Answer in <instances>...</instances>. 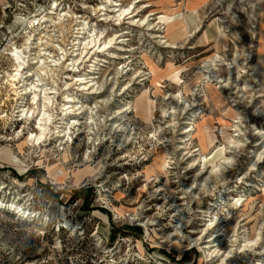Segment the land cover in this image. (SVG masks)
Segmentation results:
<instances>
[{
	"label": "rangeland",
	"instance_id": "1",
	"mask_svg": "<svg viewBox=\"0 0 264 264\" xmlns=\"http://www.w3.org/2000/svg\"><path fill=\"white\" fill-rule=\"evenodd\" d=\"M103 1L0 0V264H264V0H111L97 12ZM115 2L138 6L134 25ZM44 14H60L63 32L49 18L25 48L20 19ZM79 21L114 40L69 76ZM14 47L23 75L39 50L60 60L44 81L59 90L58 123L41 144L29 141L39 111L25 118L8 83ZM95 62L104 85L88 95L71 77ZM68 93L93 113L67 142L56 126Z\"/></svg>",
	"mask_w": 264,
	"mask_h": 264
},
{
	"label": "bare ground",
	"instance_id": "2",
	"mask_svg": "<svg viewBox=\"0 0 264 264\" xmlns=\"http://www.w3.org/2000/svg\"><path fill=\"white\" fill-rule=\"evenodd\" d=\"M111 2H112L111 0H104L99 5V7H97L95 10L97 12H100L102 10H106V7H108L107 3L110 4ZM116 2L113 5H110V7L111 6H115V7L119 6L120 7L119 9H117V11L121 12V13L119 14V17L116 20H119V18H122V17L124 20L127 18V19L131 20L132 21L131 24L134 25V20L137 19L136 17L139 14L138 12H141V11L137 10L138 6H135L133 8V10H130L131 9L130 7H124L122 4H118ZM136 12H137V14H136ZM60 16L61 15L59 14L58 17H55V18L52 17L51 18V17H48V14H46V15L44 14V16L42 18H37V17L26 18L25 17L22 20L20 19V21H22V24L29 23V25L31 26V30H30L29 34L26 35L27 36V38H26L27 42L25 43V48L28 47L27 43L30 41V39H32V37L36 36V34H35L36 29L38 27L42 26L45 22H47V20L49 18H50V22H52L53 25L59 31L63 32L62 30L65 28V25H64V22L61 21ZM66 17L68 18V20L69 19L73 20L72 14H68L66 12V13H64L63 19H65ZM141 20L142 19H138L137 24ZM147 24H150V23H147ZM76 26H77V32L76 33L78 34V36H76V38L73 40L74 42H73L72 46H73V48L75 46L78 47L77 50H80L79 51L80 54H76V57L78 55H80V57H77V58L73 57L71 59L72 60L71 63L67 66V75H69V76H70V72L72 70H74L76 63L81 61L80 60L81 56L86 53V55L84 56V57H86L91 52L93 53V50H94L93 48H95V47H97V49L93 54H94V56H96V60L102 61V62L105 61V60H103V58H98V56H100L99 53H101L102 51L108 52L107 48L110 47L109 45L114 40V38H109V40H107V41L103 40V42H100L102 39L99 40L100 38L98 37V35L94 31H93L94 33H90L91 31L87 30L86 24L83 21H79V23L76 24ZM43 32L44 31H41L39 34H42ZM72 32H74L73 29H72ZM85 34H89V36L85 37ZM106 36L107 35H105L103 37V39L106 38ZM119 37H121V35ZM38 40L41 41L42 37L39 36ZM83 44H84V46L82 47ZM25 48H23V49H25ZM60 49H63V48L60 47ZM30 51H32V50H30ZM24 53H26V52L19 47H14L13 49H11L10 53H7V55H9V58H11V60L14 61V66H15V69H14L15 72L9 74L8 83L12 87V89H14V92L17 95L16 98L18 97L17 98L18 100L19 99L22 100L21 105L18 107L19 108L22 107V109L19 110V112H21L25 118L28 117V115H30L31 113H34V112L36 113L37 111H39L40 117L37 121L39 131H37L36 133L31 132L29 141L32 145H34V143L41 144V141H43L44 139H47V137L51 134V127L50 126L53 123H58V121H56L54 119V113H53V111H54V109H53L54 99L53 98L56 96L57 91H59V90H57V88L54 87L53 85L51 87H48L47 84L44 83V81L48 77H49L48 80L50 78H53L52 75L55 71L54 67L56 68L57 66H59L58 63L60 60L56 59L55 56H54V59L52 58V60H49L50 56L46 55L45 53L42 54L41 51L39 50L38 52H36V53H38V55H36V53H35V57H33V62L31 63V65H29L27 72H26V75H23V73H24L23 71L25 69L23 67L25 64H27L26 63L27 59H25ZM32 54H34V52ZM68 60L69 59H66V61H68ZM83 61H84V59L81 61V63ZM210 61H212V59ZM41 62H42V64H40ZM52 62H54V64H52ZM35 65H37V67ZM70 66L72 67V69H68ZM97 66H98V63L95 62L93 64V66L91 67L92 69L89 71V73L86 75L84 74L85 76L78 75V76H72L71 77V79L74 78L76 82H79L78 87L80 89L88 91V95L89 94L95 95V94H101L102 93V87L104 84L98 83V81H95V79L97 78L95 76V74L99 73L98 72L99 68ZM63 68H64V64H63ZM33 77H34V79H33ZM67 78H69V77H67ZM20 83H22L21 86H18V84H20ZM75 85H77V84H75ZM30 93L32 94L33 102H31V104L28 103L29 104V106H28L27 103L23 104V102H24V99L26 98V96H28ZM41 93L43 95L42 96L43 100H42L41 105H40V102L37 101L36 99L38 97H41L40 96ZM52 95H54V96L52 97ZM66 99L67 100L62 105L64 107V108H62V112H65L64 115L68 118H65V117L59 118V119L63 120L61 123L64 124V126H60V125L56 124V125H58V126H56V128L58 129V135H57L58 138L61 139V141L65 138H67L68 139L67 142H68L72 138V136H71L72 129L80 126L81 121L79 120L80 119L79 116L86 114L87 109H85L83 104L79 105V102L77 100V96L74 93H71V94L68 93L66 96ZM35 102H36V104L32 105ZM97 102H102V100H98ZM124 112L125 111L123 109H121V110L119 109L117 114H122ZM87 113H90V114L93 113V109L92 108L88 109ZM71 114H72V116L73 115L74 116L71 117L70 116ZM91 115H89V116H90L91 120H93ZM114 117H117V116H114ZM52 118L54 119L53 121H52ZM25 120L28 122L29 119L27 118ZM117 127H119V125ZM120 130L122 131L123 129H120ZM158 168H159L158 169L159 171L162 170L161 165ZM230 199H234V198L229 196V200ZM2 204H3V202H0V206H3ZM4 207H5V205H4ZM8 207L10 209H14V210L17 209L18 210V207L14 204H10V205H8ZM20 212H21V210H20ZM215 236H216L215 239H213L211 242H215L218 238L223 236V233L217 232L215 234ZM214 244H211L210 246L213 247Z\"/></svg>",
	"mask_w": 264,
	"mask_h": 264
}]
</instances>
